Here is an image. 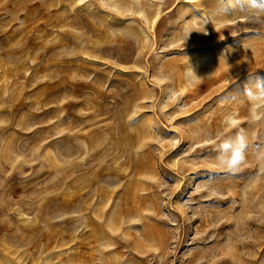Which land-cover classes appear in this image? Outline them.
Here are the masks:
<instances>
[{"label": "rangeland", "instance_id": "374dc122", "mask_svg": "<svg viewBox=\"0 0 264 264\" xmlns=\"http://www.w3.org/2000/svg\"><path fill=\"white\" fill-rule=\"evenodd\" d=\"M0 264H264V0H0Z\"/></svg>", "mask_w": 264, "mask_h": 264}, {"label": "clouds", "instance_id": "9594fccd", "mask_svg": "<svg viewBox=\"0 0 264 264\" xmlns=\"http://www.w3.org/2000/svg\"><path fill=\"white\" fill-rule=\"evenodd\" d=\"M223 147L226 149L229 147L228 144H224ZM244 147L242 137L239 139V147L232 152L230 156L220 155L217 160L220 167L232 169L241 160V149Z\"/></svg>", "mask_w": 264, "mask_h": 264}]
</instances>
